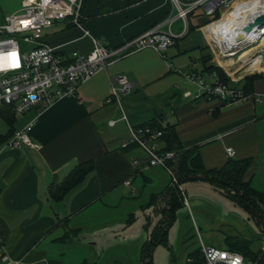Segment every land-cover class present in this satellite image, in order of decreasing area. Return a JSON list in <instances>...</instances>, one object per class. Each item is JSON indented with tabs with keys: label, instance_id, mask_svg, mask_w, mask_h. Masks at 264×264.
I'll return each mask as SVG.
<instances>
[{
	"label": "crops",
	"instance_id": "crops-1",
	"mask_svg": "<svg viewBox=\"0 0 264 264\" xmlns=\"http://www.w3.org/2000/svg\"><path fill=\"white\" fill-rule=\"evenodd\" d=\"M172 12L169 0H85L82 25L89 36L70 22H60L43 30L42 41L64 57L90 53L93 38L119 48ZM182 28L183 23L176 22L173 32L179 35ZM192 31L176 40L166 58L152 49L125 52L107 70L82 83L75 96L16 116L14 131L33 124L29 135L41 145L39 150L10 148L11 127L0 117V241L11 259L20 264H100L108 258L109 264H123L118 261L121 255L106 256L112 240L118 241L119 232L128 227L122 223L123 214L143 218L139 204H147L171 184L169 172L147 166L148 157L140 147L122 148L130 137L129 125L138 128L162 117L161 124L176 127L184 148L199 150L208 169L222 167L229 159L227 149L232 148L235 159L253 160L245 178L264 193V78L255 82L247 100L209 97L186 76L211 75L203 73L205 56L211 54L212 64L231 74L253 56L242 65L225 68L208 43V50L197 59L192 53L201 46L189 41ZM258 72L264 75V60L251 74ZM118 78L132 84L129 93L121 92L119 83L112 84ZM113 86L118 99L109 102ZM135 158L141 161L139 166ZM88 162H94L95 169L83 183L60 201L49 197L53 183ZM66 222L83 235L68 239ZM91 228H95L92 236Z\"/></svg>",
	"mask_w": 264,
	"mask_h": 264
},
{
	"label": "built area",
	"instance_id": "built-area-1",
	"mask_svg": "<svg viewBox=\"0 0 264 264\" xmlns=\"http://www.w3.org/2000/svg\"><path fill=\"white\" fill-rule=\"evenodd\" d=\"M21 1L22 10L0 22V106L13 107L16 116L24 115L36 107H49L62 98L75 96L82 83L100 71L107 70V67L117 62L125 52L134 54L152 49L166 58L165 52L175 45L176 40L189 33L190 16L199 9H204L206 16L213 18L201 26V30L213 53L224 62L239 60L249 48L258 47L264 39V22L255 23V18L264 14V6L244 18L241 17L242 22L236 23V30H240L239 34L242 36L236 35L235 44L229 45L223 43L224 35L220 39L213 28L224 19L225 13H232L238 4L246 0H169L173 6L172 14L122 47H109L93 38L94 49L90 53L73 52L69 57H64L59 54L58 48L43 43L42 32L60 22H70L84 30L82 10L85 0ZM179 21L183 23V28L178 35L173 32V27ZM84 31L85 35L89 36V32ZM207 34H210L209 38ZM237 38L243 40L237 41ZM259 56L262 55L255 54L252 59ZM186 76L196 82L211 98L223 102L248 99L241 88L221 83L215 73L210 75L212 82L209 84L200 74ZM116 82L120 84L121 92H130L132 84L126 78L112 80L113 85ZM113 99H118V89L114 86L109 102ZM122 119L127 122L124 114ZM159 123L161 124V121ZM114 124L115 122H110V125ZM32 125L16 131L8 146L13 149H21L24 146L41 149V145L34 142L29 135ZM129 131L130 137L122 143V148L127 149L132 145L140 147L148 157V167H160L171 174L168 162L175 157V153L161 152L163 131L152 125L138 128L129 125ZM226 153L228 158H234L236 155L232 148H228ZM133 162L137 166L141 164L136 158ZM125 184L130 185V182ZM185 206L190 208L187 197ZM200 250L203 260L197 264H259V261L228 248L206 246L202 243ZM0 263L20 264L5 253L1 241Z\"/></svg>",
	"mask_w": 264,
	"mask_h": 264
},
{
	"label": "trees",
	"instance_id": "trees-1",
	"mask_svg": "<svg viewBox=\"0 0 264 264\" xmlns=\"http://www.w3.org/2000/svg\"><path fill=\"white\" fill-rule=\"evenodd\" d=\"M190 30H193L191 24ZM262 43L248 53L252 52L255 54L259 52L264 47ZM211 57L212 55L209 54L203 58V73H215L221 83L231 85L225 71L221 67L212 64ZM205 60H208V63ZM240 61L241 59L235 62L238 65H242L243 63L240 64ZM262 78H264L263 74L248 76L242 86L233 87L241 88L244 96L249 98L254 93L255 82ZM0 117L11 127L8 135L11 139L16 132L13 129L16 122L13 107L6 105L0 106ZM162 119L160 117L142 125H152L163 131L161 152H173L175 153V157L168 162V167L171 171V184L160 193L152 195L147 204V210L152 209V215H154L156 222L151 226L149 220L146 219L147 224L145 228L148 232L151 230V235H149L148 240L142 247L140 264H155L154 254L160 245L168 249L171 248L169 234L175 223L177 211L185 206L187 196L185 190L183 192L181 188L185 184L203 181L212 186L226 189V191L230 192L231 201L237 206H241L249 216V219H252L256 226L260 228L261 232L264 233V193L255 190L251 182L245 178L253 160L250 158H229L222 167L208 169L202 161L199 150L197 148H184L176 131V127L160 124L159 122ZM94 169V162H88L75 167L62 182H56L51 185L48 193L49 197L56 201L62 200L67 193L83 183ZM135 221L136 215L132 214L127 226L132 225ZM250 246L251 242L246 238L240 236H229L226 238V248L239 252L247 258L259 261V264H264V247L255 252ZM202 260L201 250H197L188 255L186 264H197L202 262Z\"/></svg>",
	"mask_w": 264,
	"mask_h": 264
},
{
	"label": "rangeland",
	"instance_id": "rangeland-1",
	"mask_svg": "<svg viewBox=\"0 0 264 264\" xmlns=\"http://www.w3.org/2000/svg\"><path fill=\"white\" fill-rule=\"evenodd\" d=\"M21 10V0H0V22H3L6 17ZM212 19L206 16L204 9H199L190 16V24L193 26V31L189 35V41H195L197 45L201 46V49L194 50L192 53L197 59H201L202 53L208 50V42L200 27ZM179 25L181 24H177V27ZM252 49L254 47L249 48L247 51L249 52ZM248 52L240 57V64L246 62L247 59L256 54ZM263 54L264 52H262ZM211 59L213 61V57ZM236 60L234 59V61ZM205 61L207 62L208 60ZM237 73L231 74L228 71L226 73L229 83L237 87L242 86L248 76L259 74L258 72L242 75L241 71ZM203 80L207 84L212 82L208 74L203 76ZM181 188L185 189V194L187 193L186 196L189 200L190 208L183 206L177 211L175 223L169 234L171 248L168 249L163 245L157 247L154 254L155 264H186L188 255L200 250L202 243L206 246L226 248V238L229 236H240L248 239L251 242L250 247L255 252L264 247V233L261 232L252 219H249V216L241 206H237L231 201L229 191L203 181L185 184ZM183 189L182 191L184 192ZM147 204L146 201L139 204V209L144 212V217L142 218V216L137 215L136 221L132 225L128 226L124 232H119L118 236L120 238L118 241L112 240L114 244L111 247L109 246L110 248H108L106 256L118 254L119 256L121 255L118 261L123 264H140L142 247L148 240L149 235H151V230L148 232L145 228L147 224L146 219L149 220L151 226L156 222L154 215H152V209L147 211ZM123 213L125 212L123 211ZM147 213L148 215H146ZM128 214L129 212L123 214V224L126 223L127 225L130 216L132 214L135 215V213ZM64 226L68 230L65 235L69 237L68 239L83 235L77 228L70 226L68 222ZM112 228L114 227H107V229ZM93 232H95V228H91L89 234L92 236ZM107 233L109 234V232ZM108 236L112 237V235ZM109 261L111 260L105 258L100 261V264H109Z\"/></svg>",
	"mask_w": 264,
	"mask_h": 264
},
{
	"label": "bare ground",
	"instance_id": "bare-ground-1",
	"mask_svg": "<svg viewBox=\"0 0 264 264\" xmlns=\"http://www.w3.org/2000/svg\"><path fill=\"white\" fill-rule=\"evenodd\" d=\"M263 2L264 0H259V3H257V0H246L238 4L236 10H234L232 13H225L224 19L220 23H218L216 27L213 28L218 33L220 39L221 36L224 35V37H222L223 43H228L229 45L235 44L236 35L242 36L241 34H239L240 30H236V23H241V20L242 18H244L245 15L254 13L258 10V8L264 6ZM224 31L227 32L225 33ZM207 35L209 38L210 34ZM263 60V56H259L258 58L248 62L241 68L237 67L235 70H233L235 74L238 71H241L242 75L245 73H253L260 68V65L262 64ZM223 65L225 66V68H229L233 65H237V63L232 59L228 62L223 63Z\"/></svg>",
	"mask_w": 264,
	"mask_h": 264
},
{
	"label": "water",
	"instance_id": "water-1",
	"mask_svg": "<svg viewBox=\"0 0 264 264\" xmlns=\"http://www.w3.org/2000/svg\"><path fill=\"white\" fill-rule=\"evenodd\" d=\"M263 22H264V14L263 15H259V16H257L255 18V23L256 24H260V23H263ZM241 40H243V38L242 39L239 38L237 41H241ZM258 54H260V53L258 52Z\"/></svg>",
	"mask_w": 264,
	"mask_h": 264
},
{
	"label": "clouds",
	"instance_id": "clouds-1",
	"mask_svg": "<svg viewBox=\"0 0 264 264\" xmlns=\"http://www.w3.org/2000/svg\"><path fill=\"white\" fill-rule=\"evenodd\" d=\"M257 3H259V0H257Z\"/></svg>",
	"mask_w": 264,
	"mask_h": 264
}]
</instances>
